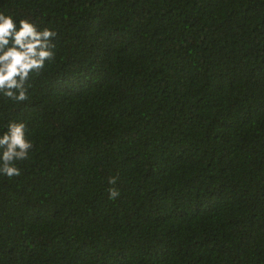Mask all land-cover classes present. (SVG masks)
Masks as SVG:
<instances>
[{
	"label": "trees",
	"instance_id": "trees-1",
	"mask_svg": "<svg viewBox=\"0 0 264 264\" xmlns=\"http://www.w3.org/2000/svg\"><path fill=\"white\" fill-rule=\"evenodd\" d=\"M0 12L57 33L28 100L0 95L33 145L0 175V264H264V0Z\"/></svg>",
	"mask_w": 264,
	"mask_h": 264
},
{
	"label": "clouds",
	"instance_id": "clouds-1",
	"mask_svg": "<svg viewBox=\"0 0 264 264\" xmlns=\"http://www.w3.org/2000/svg\"><path fill=\"white\" fill-rule=\"evenodd\" d=\"M56 36L54 30L40 29L28 19L17 23L12 15L0 12V95L18 103L28 100L30 77L55 59L52 41ZM32 147L26 138L25 123L8 122L6 131L0 134V175L19 177L21 172L15 162L26 160ZM115 183V178L109 179L110 185ZM108 192L110 199L120 195L114 187Z\"/></svg>",
	"mask_w": 264,
	"mask_h": 264
}]
</instances>
